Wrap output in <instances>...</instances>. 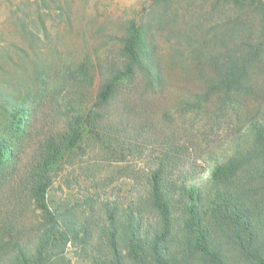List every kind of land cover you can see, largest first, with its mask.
<instances>
[{
  "label": "trees",
  "instance_id": "obj_1",
  "mask_svg": "<svg viewBox=\"0 0 264 264\" xmlns=\"http://www.w3.org/2000/svg\"><path fill=\"white\" fill-rule=\"evenodd\" d=\"M216 2L257 13L264 22V0ZM239 21L224 22L232 27L227 42L211 34L210 54L211 45L224 52L210 56V78L204 93L187 103L191 109L212 97L223 106L232 103L244 90L249 66L264 57V34L240 37ZM117 41L118 63L106 66L87 55L55 75L36 53L11 45L25 58L33 55L34 64L30 75L16 66L18 80L12 84L0 80V264H68L67 245L88 242L92 235L73 210L51 206L54 175L84 142L113 153L132 137H149L144 126L115 124L113 104L138 79L144 93L163 91L165 76L142 25L130 21ZM39 114L44 126L36 128ZM247 132L215 156L199 183L192 172L181 170L183 147L154 136L161 147L145 178V194L126 215L104 204L108 226L101 231L110 255L92 264H126L124 259L129 264H231V250L249 264H264V122L251 123ZM21 146L28 151L26 159ZM145 208L156 215L153 231H145Z\"/></svg>",
  "mask_w": 264,
  "mask_h": 264
},
{
  "label": "rangeland",
  "instance_id": "obj_2",
  "mask_svg": "<svg viewBox=\"0 0 264 264\" xmlns=\"http://www.w3.org/2000/svg\"><path fill=\"white\" fill-rule=\"evenodd\" d=\"M233 20L243 24V29L237 28L240 37L264 34L259 14L216 0H173L168 4L160 0H0L2 81L12 84L18 80L16 66H23L21 72L27 75L33 68V55L23 57L13 44L36 53L51 75L79 64L87 55L106 66L118 63L117 40L130 21L144 27L165 76L163 91L144 93L138 79L123 90L112 108L115 124L123 122L128 129L144 126V136L150 138L132 137L126 148L113 153L84 142L54 175L48 194L51 206L73 210L76 221L92 235L88 242L67 245L68 264H92L95 258L110 255L101 231L108 226L104 204L126 215L144 196L145 178L161 147L154 136L183 147L181 170L192 172L194 182L199 183L207 177L216 155L225 154L233 142L244 139L251 123L264 122V57L249 66L244 90L229 105L223 106L217 97L199 108L187 105L206 89L210 56L224 52L211 45L210 54L211 34L227 42L232 27L224 22ZM99 80L97 77L95 84ZM35 125L44 126L42 114ZM20 152L26 159V148L21 146ZM145 213V231H153L156 215L148 208ZM175 218L174 223H179V216ZM231 251V264H249ZM119 253L123 258L122 245ZM124 262L129 264L127 259Z\"/></svg>",
  "mask_w": 264,
  "mask_h": 264
}]
</instances>
